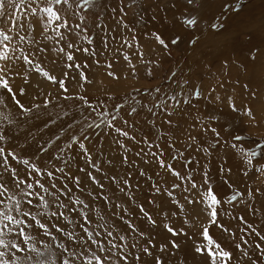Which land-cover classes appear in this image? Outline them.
I'll use <instances>...</instances> for the list:
<instances>
[{
  "label": "snow or ice",
  "instance_id": "snow-or-ice-1",
  "mask_svg": "<svg viewBox=\"0 0 264 264\" xmlns=\"http://www.w3.org/2000/svg\"><path fill=\"white\" fill-rule=\"evenodd\" d=\"M206 2L207 0H186L185 11L176 17V21L184 30L183 33L174 35L160 31L145 33L152 42V51L164 58L161 60L154 56L150 60H145V53L141 52L137 55L140 68L146 69L147 76L152 77L154 71L172 57L173 49H178L185 43L192 46L198 44L199 37H195L192 31L188 30L197 27L199 21L193 13L202 8ZM95 3L96 0H81L77 9L90 8ZM137 3L138 0H132V4ZM62 5L67 8L58 7ZM156 8L162 14L161 19L166 20L167 12L176 9L177 4L175 0H157ZM231 8L233 11L239 10L235 4ZM64 11H70L72 17L78 16L80 23L71 24L69 19L61 14ZM111 11L115 14L117 9L112 8ZM119 12L124 13V8L120 7ZM28 16L39 17L35 21L38 30L33 28L32 24L25 22ZM156 18V15H153L151 20L155 21ZM143 19V16H140V20L143 21ZM84 20L83 15L72 9L70 0H0V24L7 26V30L0 28V62H2L0 63V264H139L145 256L151 258V261H145L144 264H173L174 261L175 264H186L188 258L196 259V257L202 258L198 264H264V234L258 230L259 225L254 226L243 216L234 217L231 209H224V205H233L241 193L234 192L225 198L222 204L213 191L208 165L201 164V160L195 157H186L183 151L176 148L178 142L176 139L168 137L165 144L170 150L171 161L182 160L184 175L181 171H177L171 162L166 161L164 148L159 142L152 143L147 136L138 140L124 127L117 126L114 122L120 120L119 113L110 114L105 101L101 100L94 105L86 95L75 97L68 95L69 88L66 86V81L69 79L81 88L86 83L91 84L85 72L90 67L88 59H85L83 63L77 62L74 53L82 52L93 61L94 65L100 66V60L96 59L98 53L95 48L79 46L80 41H85L89 46L94 43L92 36L88 34V29L81 27ZM117 23L121 29L133 32L130 39L121 35L117 43L122 48L129 49L139 46L134 29L129 28V25L124 22L123 15L119 17ZM210 28L216 31L226 30L225 23L220 17L210 24ZM62 29L64 31H61ZM50 31L52 34H49ZM34 32L35 35H33ZM81 33L85 34L81 35ZM69 35L76 40L75 43L69 39ZM185 35L189 37L187 41L183 38ZM113 39L116 38L113 37ZM61 41L64 42V46H60ZM45 42H54L55 46L49 47V44ZM101 43L105 49L108 48L107 37H101ZM258 51L256 49L251 52L249 58L251 61L256 60ZM52 53L55 55L51 60L53 68L50 71L42 67L41 59H47ZM99 54L103 55V52ZM58 60L62 62L59 77L52 74V71L56 70ZM123 60L128 62V74L135 76L138 71L137 65L133 64L127 55L123 56ZM228 63L226 60L224 67H228ZM244 66L239 65L240 68ZM104 67L108 77L120 78L115 71L108 70L113 68L111 62L106 63ZM169 72L170 75L166 78L176 80L178 72L182 74L183 69L177 65L176 71L169 69ZM70 73L73 75L70 76ZM34 74H38L41 80L32 83ZM44 81L51 86H56L55 95L51 91H45L42 86ZM183 83L187 84L188 80L185 79ZM218 86L223 87V83L218 82ZM243 87L247 88L248 85L245 84ZM29 90L35 94L29 101L30 106H26L22 98L28 95ZM151 91L159 94L162 88L157 86ZM148 92L149 90L145 89L146 95ZM192 95L196 97L201 95L195 90V86H193ZM181 96L182 100L179 98ZM40 97H43L42 103L37 102ZM72 99L82 102L77 104L74 110L79 114V119L72 111L63 110L60 104L61 100ZM132 99L135 100V97ZM169 99L175 103H169ZM215 99L220 100V97L216 96ZM227 99L229 107L237 111L238 107L232 101V97ZM10 104L16 109V116L24 124L36 120L43 123L39 138L30 128L24 130L18 125L16 119L10 118ZM51 104H55L56 108L61 110L54 113L49 110ZM182 104H192L190 96L183 88L169 98L153 96L152 102L144 103L142 109H146L154 117L158 115L156 111L158 109L159 113L166 116L164 123L173 126L169 129L172 131L179 127L178 122L173 124L171 119L173 115L179 113L187 115V109L182 108ZM115 108L122 109L123 105L117 104ZM86 111L100 117L99 123L95 119H90L89 115H85ZM137 113L138 108L133 106L126 115L133 117ZM244 115L252 117L253 112L251 109H245ZM45 117H47L46 120ZM66 117L72 122L67 123L66 127H61L58 134L53 133L50 139L44 140V135L52 132L50 125L57 124ZM211 119L216 120L217 117L213 116ZM196 120L199 121L201 132L210 129L215 139L208 147H204L197 141V137L189 132L187 147L192 148L195 145L197 152L211 156V150L221 145L220 133L215 127L210 125L206 127L200 116H197ZM121 123L128 129H133L129 119H122ZM77 125L78 128H76ZM101 125L104 126V135L108 134L109 129L116 134L112 142L121 151L122 164H129L127 153L131 149L126 141L137 145L142 143L147 145V150L141 147L135 155L142 159L143 164L156 165L157 168L164 170L165 175L178 178V182L174 181L169 186L166 179L154 180L144 167L136 164L135 160L131 161L133 167L119 178L116 175L109 176L104 172L101 164V159L104 157V136H101L99 132L90 134V130L100 129ZM74 128H76L75 133ZM45 130H48L47 133ZM20 134H23L26 141L24 145L16 143L20 139ZM93 135L100 138L95 156L85 143L86 141L91 143ZM167 135L165 132L158 131L160 139H164ZM62 137L66 138V142L60 143ZM9 141L13 142V148H19L24 155H18L13 148H6ZM232 141L234 142L226 141L225 143L230 149L235 150L242 162L248 166L243 174L247 176L254 168L257 173L264 175V162H262L264 161V141L254 142V147H245L247 141L242 135L232 136ZM153 148L156 150L153 151ZM28 156L34 159L30 160ZM42 156H47V164L44 166L36 162ZM77 157L82 162V166L76 165L77 169L87 178L86 182L72 171ZM258 157L261 159L257 160ZM107 163L111 165L112 161L108 160ZM195 166L203 169L200 171V182L194 176L197 170ZM134 171L151 185L149 192L152 198L148 199V204H156L158 198L166 195L176 208V211L170 212L161 210L162 227L166 233L170 234L164 237V242H155V236H150L148 232L138 228L131 219H125V216H131L126 203L136 204L134 193L140 187L138 183L136 185L131 183ZM231 171V168H225L223 164L219 166L221 174L231 173ZM94 172L100 174V178ZM156 176L160 177L161 173L157 172ZM103 180L109 181V186L115 185L112 193L114 199L105 194ZM69 181L73 187H69ZM223 182L232 187L227 179ZM116 192L122 195L116 196ZM259 193L260 189L257 188L256 194ZM247 196L255 198L251 188L247 190ZM98 199L107 206L111 217L122 222L127 234H121V228L115 222L109 223L105 219V214L92 206ZM119 200H126V203L116 202ZM240 203L244 201L241 200ZM186 206L190 211H186ZM248 207L252 209L253 206L249 204ZM137 209L141 222L151 226L149 232L158 227L157 219L153 218L143 204L137 205ZM178 214L184 225L197 229L194 235L200 237V242H197L193 235H189L184 227H177L173 222H169L170 217L176 218ZM218 215L230 216L232 219L241 221L244 227H241L239 231L244 235H240L237 239L236 233L219 223ZM201 216L208 218L206 224L199 223ZM213 226L228 234L229 240L234 245L235 255L233 251L226 250L213 239L209 232ZM132 234L135 236L133 237ZM246 237H251L252 242L250 243ZM130 238L134 240L131 244H129ZM188 241H191V244H188ZM181 252H184L183 256L180 255Z\"/></svg>",
  "mask_w": 264,
  "mask_h": 264
},
{
  "label": "rangeland",
  "instance_id": "rangeland-1",
  "mask_svg": "<svg viewBox=\"0 0 264 264\" xmlns=\"http://www.w3.org/2000/svg\"><path fill=\"white\" fill-rule=\"evenodd\" d=\"M80 2L81 0H70L72 9L78 11L80 15L85 17L81 27H86L88 29V34L92 36L94 43L89 46L85 41H80L79 46L95 48L98 53L96 59L100 60V66L94 65L93 61L82 52L74 53L77 62L83 63L85 59H88L90 67L86 69L85 72L91 80V84L86 83L84 87L81 88L69 79L66 81V86L69 88L68 95L73 97L76 95H86L94 105L98 104L101 100L105 101L107 110L110 114L119 113L120 120L114 122L117 126L124 127L125 130L135 135L138 140L147 136L150 142H159L161 147L164 148L166 161L171 162L173 167L177 171H181V174L184 175L185 172L182 167V160L171 161L170 150L165 144L168 137L176 139L178 141L176 143V148L183 151L186 157H195L201 160V164L208 165L213 191L217 198L221 200L222 204L224 199L234 192L241 193L233 205H224V209H231L232 216L234 217L243 216L245 220L249 223H253L254 226L259 225L258 230H261L262 234H264V175L257 173L253 168L249 171V174L245 176L243 172L247 170L248 166L242 162L239 154H237L235 150L230 149L228 144L225 143L226 141L234 142L232 141V136L234 135H242L245 138V141H247L245 147H254V142L264 141V0H207L202 8L193 13L199 21L197 27L188 30L192 31L195 37H199L198 44L192 46L185 43L180 48L173 49L172 57L168 58L167 62L163 63L158 70L154 71L152 77L147 76L146 69L140 68V62L136 58L137 55L141 52L145 53V60H150L154 56L161 60L164 58L160 57L157 52L152 51V42L145 36V33H151L153 31H160L168 35L183 33L184 30L176 21V17H179L180 14L185 11L187 7L186 0H175L177 8L167 12L166 20L161 19L162 14H160L159 10L156 8L157 0H138L137 4H132V0H123L122 3L121 0H96V3L90 8L77 9V5L80 4ZM233 4L238 7V11L232 10L231 6ZM226 5L230 7L226 8ZM58 7L67 8L65 5ZM120 7L124 8V13H126V15L119 12ZM112 8L117 9L115 14L112 13ZM144 9H146V11ZM189 11H191V9H189ZM61 14L68 18L73 25L75 23H80L79 17H72L70 11L61 12ZM121 15L124 16V22L129 25V28L134 29V34L137 37L139 46H134L132 49H129L127 47L122 48L120 44L117 43L121 35L129 39L133 35V32H130L128 29H121L119 27L117 21ZM153 15L157 17L155 21L151 20ZM140 16H143V21L140 20ZM217 17H220L222 22L225 23L226 30L216 31L210 28V24L215 22ZM37 19L38 16H28L25 22L32 24V27L38 30V25L35 23ZM0 28L7 30V26L4 24H0ZM61 31L64 30L62 29ZM35 34L34 32L33 35ZM49 34H52L51 31ZM84 34L85 33H81V35ZM101 37L108 38L107 49H105L101 43ZM113 37L116 39L114 40ZM183 38L185 41L189 39L186 35L183 36ZM69 39L72 40L73 43L76 42L75 39H72L71 35H69ZM45 43H48L49 47L55 46L54 42ZM60 46H64L63 41H61ZM116 49L120 50L117 51ZM256 49L259 50L256 53L257 58L255 61H251L249 59L250 54ZM100 52H103V55H100ZM54 55L55 54L52 53L48 55L47 59H41L42 67L46 70H52L53 66L51 60ZM124 55H127L131 62L137 65L138 71L135 76L128 74V62L123 60ZM226 60L229 62L228 67H224V62ZM109 62L113 64V68L108 70L115 71L120 77L119 79H112L106 75L104 65ZM241 64L245 65L244 68L239 67ZM177 65L183 69V73L180 74L178 72L176 80H168L166 77L170 75L169 69L176 71ZM61 66L62 62L58 60L56 70L52 71V74L59 77V68ZM71 75H73V73H70V76ZM185 79L188 80L187 84L183 83ZM38 80H41V77L38 74H34L32 83ZM218 82H222L223 87H219ZM245 84L248 85L247 88L243 87ZM42 86L45 88V91H51L53 95L56 94V86L49 85L47 81H44ZM157 86L162 88V92L159 94L151 91V89ZM193 86H195L196 91L201 93L199 97L192 95ZM182 88L185 89L190 96L192 104H182L181 106L187 109V115L179 113L174 114L171 118L174 125L178 122V128L170 131L169 129L173 126L164 123L166 116L163 113H159L158 109L156 110L158 115L155 117L149 114L146 109H142L144 103L152 102L153 96L157 98L166 96V98H169L176 95ZM145 89L149 90L147 95L145 94ZM212 89H215V91H212ZM252 93H255V95H252ZM34 94V92L29 90L28 95L22 98V102L25 103L26 106H30L29 101ZM216 96H219L220 100H216ZM109 97H112V99H109ZM133 97H135V100L132 99ZM228 97H232V101L238 107L237 111H233L229 107ZM179 98L182 100L183 97L181 96ZM42 100L43 97H40L37 102L42 103ZM168 102L171 104L175 103V101L171 99H169ZM80 103L82 102L75 99L60 101L63 110L72 111L77 119H79V114L75 113L74 110L76 105ZM117 104L123 105V108H115ZM133 106L138 108V113L134 114L133 117H128L126 113L130 111V108ZM9 108L11 109V119H16L18 125L22 129L28 130L30 128L37 138L40 137V129L43 128V123L40 120L24 124L19 117L16 116V109L11 104ZM245 109H251L253 116H245ZM49 110L55 113L61 109L56 108L55 104H51L49 105ZM85 115H89L90 119H95L97 123H99L101 119L97 117L95 113L86 111ZM197 116L201 117L206 127L209 125L215 127L220 133L219 139L223 146L217 145L216 149L211 150V156H205V154L197 152L195 145H193L192 148L187 147V134L189 132L195 135L197 141L204 147H208L215 139L210 129L201 132L199 121L196 120ZM213 116L217 117V119L212 120L211 117ZM44 119L46 120L47 117ZM122 119H129L133 124V129H128L126 125H122ZM71 122L72 121L66 117L63 121H58L57 124L50 125L52 132L44 135V140L50 139L53 133L58 134L61 127H66L67 123ZM78 127L77 125L76 128ZM76 128L73 129L74 133ZM47 131L48 130H45L46 133ZM158 131L165 132L168 135L164 139H160ZM93 132H99L101 136H104V157L101 159V164L104 172L109 176L116 175L119 178L120 175L125 174L133 167L131 161L135 160L136 164L140 167H144L148 175L152 176L154 180L159 181L166 179L169 186L174 181L178 182V178L165 175L164 170L157 168L156 165H144L142 159L135 155L141 147L147 150V145L142 143L137 145L126 141L131 151L127 153L129 164L125 165L121 162L120 149L112 142L116 134L109 129L107 130L108 134L104 135L103 125H101L100 129L90 130V134ZM99 139V136L93 135L91 143L85 142L94 156L98 148ZM64 142H66V138L62 137L60 143ZM16 143L19 145L26 144L23 134H20V139L16 141ZM6 148H13V142L9 141ZM13 150L16 151L18 155H24L19 148H13ZM152 150L155 151L156 149L153 148ZM28 158L30 160L34 159L32 156H28ZM260 159L259 157L257 158V160ZM108 160L112 161L111 165L107 163ZM36 162L40 166L46 165L47 156H42ZM221 164H223L225 168H231V173L221 174L219 172V166ZM76 165L82 166L79 157L76 158L72 171L76 175H80L82 180L86 182L87 178L83 173L78 171ZM190 167H194V165H190ZM195 167H197V170L194 176L197 181L200 182V171L203 169L199 166ZM109 169H111V171H109ZM157 172L161 173L160 177L156 176ZM94 174L100 178V174L95 172ZM225 179L229 181L232 187H229L228 184L223 182ZM102 182L105 183V194L114 199L112 193L115 189V185L109 186L110 182L106 180ZM68 183L69 187H73L70 181ZM131 183L133 185L137 183L140 185L139 190L134 193L136 204H131L130 202L126 203V200L116 201L118 203H126V206L129 208L131 216H125V219H131L138 228L148 232L150 236H155V242H164V237L170 234L166 233L162 227L161 222L163 221V216L160 213L161 210L169 212L176 211L175 206L170 203L166 195H162L158 198L156 204H148V199L152 198L149 192L151 185L135 171L133 172ZM89 187H91L90 184ZM249 188L252 189L255 198H249L247 196V190ZM257 188L260 189L259 194H256ZM73 190L76 191L75 188H73ZM115 195L121 196L122 194L116 192ZM81 198L83 199L84 197ZM179 198L177 194V199ZM241 200H243L244 203H240ZM181 203H183L182 200ZM139 204H143L145 209L153 215V218L157 219L158 227L151 229L150 232L149 229L151 226L146 222L142 223L138 218L140 214L137 205ZM249 204L253 206L252 209H249ZM92 206L97 207L99 211L104 213L105 219L108 220L109 223L115 222L117 226L121 228V234H127L123 229L122 222L110 216V212L102 200L98 199L96 204ZM186 211H190L187 206ZM219 211L218 209V213ZM254 211L255 214H253ZM93 219H95V217H93ZM207 219L206 216H201L199 218V223L206 224ZM218 220L219 223L229 228L231 232L236 233L237 239L240 235H244V233L239 231L244 225L238 219H232L230 216L218 215ZM169 222H173L174 226L184 227L189 235H193V238L197 240V242H200V237L194 235L197 229L189 228L187 225H184L182 219L179 218V214L176 218L170 217ZM209 232L213 239L220 243L222 247L226 250L233 251L234 255L236 254L234 245L232 241L229 240L227 233H224L216 226L211 227ZM132 236L134 237L135 234H132ZM246 238L249 239L250 243L252 242L251 237ZM132 242H134V240L130 238L129 244ZM187 243L191 244V241ZM180 255L183 256L184 252H181ZM201 259V257H196V259L188 258L186 264H198V261ZM145 261L150 262L151 258L145 256L139 264H144ZM173 264H175V261Z\"/></svg>",
  "mask_w": 264,
  "mask_h": 264
},
{
  "label": "bare ground",
  "instance_id": "bare-ground-1",
  "mask_svg": "<svg viewBox=\"0 0 264 264\" xmlns=\"http://www.w3.org/2000/svg\"><path fill=\"white\" fill-rule=\"evenodd\" d=\"M39 18V17H38Z\"/></svg>",
  "mask_w": 264,
  "mask_h": 264
}]
</instances>
